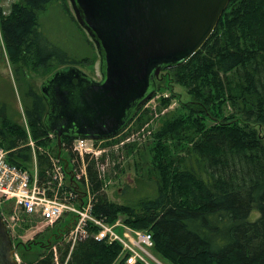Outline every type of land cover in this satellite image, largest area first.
I'll return each instance as SVG.
<instances>
[{
  "label": "trees",
  "instance_id": "16d2710c",
  "mask_svg": "<svg viewBox=\"0 0 264 264\" xmlns=\"http://www.w3.org/2000/svg\"><path fill=\"white\" fill-rule=\"evenodd\" d=\"M58 2L18 0L8 15L0 14V39L13 66L30 132L7 114L3 104L0 147L10 151L12 163L27 168L31 138L41 178L50 168L48 153H58V141L54 136L57 151L45 150L52 142L43 124L46 106L28 72L49 75L59 67L87 65L98 57L64 2L90 52L77 58L49 41L40 14ZM172 70L191 100L183 107L187 116H162L155 135L152 195L122 205L111 202L98 172L103 157L87 155L92 213L107 223L123 214L126 225L151 233L153 253L167 264H264V143L255 128L264 127V0H230L204 45ZM168 103L169 99L161 100L163 106ZM226 107L235 115L205 125L206 118L222 116ZM153 113L140 109L133 124L141 128ZM61 144L69 148L71 140ZM73 221L72 215H65L55 222L45 240L32 242L39 249L19 244L21 264H54L51 246L60 243ZM56 247L60 264H113L120 253L118 243L93 238L78 241L71 251L66 243ZM45 248L48 254L38 251Z\"/></svg>",
  "mask_w": 264,
  "mask_h": 264
},
{
  "label": "water",
  "instance_id": "95a60500",
  "mask_svg": "<svg viewBox=\"0 0 264 264\" xmlns=\"http://www.w3.org/2000/svg\"><path fill=\"white\" fill-rule=\"evenodd\" d=\"M93 43L101 80L59 68L39 93L43 124L61 138L118 136L156 91L155 78L189 60L208 40L230 0H67ZM0 264H20L0 216Z\"/></svg>",
  "mask_w": 264,
  "mask_h": 264
},
{
  "label": "rangeland",
  "instance_id": "374dc122",
  "mask_svg": "<svg viewBox=\"0 0 264 264\" xmlns=\"http://www.w3.org/2000/svg\"><path fill=\"white\" fill-rule=\"evenodd\" d=\"M17 1L18 0H0V14L5 16L8 15L11 11V5ZM63 2L67 5L71 15H73L68 1L59 0L57 4L48 7L44 13L40 14V21H42L44 25V33L49 41L65 50L68 54L77 58L84 57L90 51L87 49L82 34L70 20L65 8L62 6ZM99 63L97 57L93 63L81 65L78 66V68L89 77L98 80L100 79ZM174 74L173 70L165 71L156 81L157 90L154 97L142 108V111L148 110L150 114L152 111L155 113H153L154 115L147 124L138 128L132 121L130 126L118 136L99 143L100 148L106 150L102 156L106 163L104 175L101 178L103 181V191L107 198L117 205H122L126 202L131 203L135 200L133 198L152 195V180L157 173L154 169L156 165V155L154 153V144L156 143L155 135L162 125V121H164V119L162 120V116H164L165 113L166 116L174 114V118L187 116L183 107L191 100V95L184 85L176 82ZM47 76L46 74H41L39 70L28 72L29 79L34 82L38 91L41 82ZM163 99H169L167 106L161 105V100ZM3 104L6 105L5 111L7 114L12 116L14 120H17L24 127L25 131L30 134L24 119L22 96L14 81L13 66L5 54L0 39V115L4 113L2 109ZM159 107L161 110L160 113L157 112ZM231 113L233 115L234 111H232L230 107L223 108L222 116L213 115L214 118H206L204 121L205 125L207 127L214 126L222 117H228L227 115ZM255 128L264 143V127L255 125ZM48 137L52 142L45 150H48L50 153L57 151L54 135L50 133ZM140 183H142L144 188ZM130 199L133 200L130 201ZM1 210L2 209H0V212ZM13 212V207L8 205L2 213L9 224L8 231L11 240L15 246L17 245L15 250L21 247L18 246L19 244H28L31 247H35L36 245L32 244V242L42 241V239L45 240V236L51 233V230L48 229L49 227L46 228L41 224L39 225L33 221V218L31 219L30 217L24 216L18 211L16 214L19 219L15 222L10 221L9 215ZM120 217L123 219L125 216L122 214ZM53 241L54 240H52V242ZM53 244L58 247L63 246V242ZM35 249H39V247L37 246ZM38 251L48 254V249L46 248ZM18 259L20 261L19 256ZM120 261L118 255L113 264H117ZM163 264L167 263L163 262Z\"/></svg>",
  "mask_w": 264,
  "mask_h": 264
},
{
  "label": "built area",
  "instance_id": "2783aa9c",
  "mask_svg": "<svg viewBox=\"0 0 264 264\" xmlns=\"http://www.w3.org/2000/svg\"><path fill=\"white\" fill-rule=\"evenodd\" d=\"M105 141L75 139L69 148L61 149L59 155L48 153L50 168L44 178L39 175L31 138L27 145L32 150V160L27 168L12 163L9 160L10 151L0 147V216L9 229L2 213L8 205L14 209L9 215L10 221L19 219L18 211L46 228L52 227L63 216L72 215L73 224L60 239V242L70 245V251L78 241L93 238L118 243L119 259L125 264H163L153 253L151 233L129 227L121 217L107 223L92 213L94 197L87 179L85 156L98 160L106 152L99 143ZM97 166L102 178L106 163L98 162ZM51 251L54 264H60L56 245L51 246Z\"/></svg>",
  "mask_w": 264,
  "mask_h": 264
},
{
  "label": "flooded vegetation",
  "instance_id": "af4514ba",
  "mask_svg": "<svg viewBox=\"0 0 264 264\" xmlns=\"http://www.w3.org/2000/svg\"><path fill=\"white\" fill-rule=\"evenodd\" d=\"M69 3V2H68ZM69 66H71V65H69ZM69 66H63V67H59V68H67V67H69ZM75 66V65H74ZM78 67V66H77ZM59 68H57V69H59ZM56 69V70H57ZM55 71V70H54ZM165 71H169V70H164V71H161L159 74H158V77L157 78H155V84H156V81L159 79V77H160V75L163 73V72H165ZM83 72V71H82ZM99 73H100V70H99ZM87 75V74H86ZM49 76V75H48ZM47 76V77H48ZM46 77V78H47ZM46 78H44V79H46ZM93 79V78H92ZM94 81H96V82H99L100 80H101V74H100V79H98V80H95V79H93ZM43 99V98H42ZM43 101H44V103H45V106H46V111H47V105H46V102H45V100L43 99ZM46 111H45V113H46ZM45 116V115H44ZM134 119V118H133ZM133 119L130 121V123L124 128V130L128 127V126H130V124L132 123V121H133ZM123 130V131H124ZM122 131V132H123ZM121 132V133H122ZM62 140H65V139H68V138H65V137H62L61 138Z\"/></svg>",
  "mask_w": 264,
  "mask_h": 264
}]
</instances>
